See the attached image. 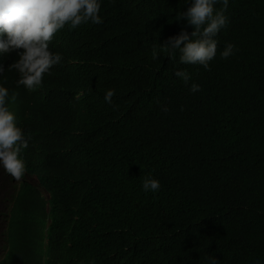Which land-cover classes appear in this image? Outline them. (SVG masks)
Instances as JSON below:
<instances>
[{
	"label": "trees",
	"instance_id": "obj_1",
	"mask_svg": "<svg viewBox=\"0 0 264 264\" xmlns=\"http://www.w3.org/2000/svg\"><path fill=\"white\" fill-rule=\"evenodd\" d=\"M189 4L103 0L104 25L72 30L70 43L62 30L49 45L62 63L39 88L17 87L33 123L66 148L30 125L68 191L63 251L70 243L73 256L62 264H206L208 254L264 264V0H229L217 53L229 42L236 52L219 59L223 74L152 58L153 47L191 33L177 19ZM177 69L201 91L191 93ZM148 167L161 183L154 194L141 190ZM0 185V264L36 263L43 203L1 170Z\"/></svg>",
	"mask_w": 264,
	"mask_h": 264
},
{
	"label": "clouds",
	"instance_id": "obj_2",
	"mask_svg": "<svg viewBox=\"0 0 264 264\" xmlns=\"http://www.w3.org/2000/svg\"><path fill=\"white\" fill-rule=\"evenodd\" d=\"M102 3L103 0H0V170L11 183L33 192L43 203L45 216L36 224L38 260L32 264H62L73 256L70 243L63 251L73 215L68 191L58 188L60 179L64 178L62 172L55 163L42 159L31 141L30 125L53 145L65 146L53 142L52 131L33 123L30 105L17 87L29 91L39 88L52 67L62 63V54L49 47L62 30H67L70 43L72 30L89 23L104 25L105 19L100 15ZM228 6L229 0H190L177 19H184L192 27L191 33L182 29L163 44L157 43L152 58L158 60V55H166L176 60L178 57L179 64L200 65L213 74L225 73L227 70L217 64L222 61L219 59L227 60L236 52V46L229 42L217 53V38L229 20L225 14ZM175 77L188 85L191 93L201 91L198 83H190L192 77L186 70L177 69ZM115 95V89H107L104 102L112 105ZM156 175L149 167L142 172L143 192L154 194L161 189ZM206 264H220V260L208 254Z\"/></svg>",
	"mask_w": 264,
	"mask_h": 264
},
{
	"label": "rangeland",
	"instance_id": "obj_3",
	"mask_svg": "<svg viewBox=\"0 0 264 264\" xmlns=\"http://www.w3.org/2000/svg\"><path fill=\"white\" fill-rule=\"evenodd\" d=\"M4 191H5V187H2V186L0 185V197H1V195L4 193Z\"/></svg>",
	"mask_w": 264,
	"mask_h": 264
}]
</instances>
